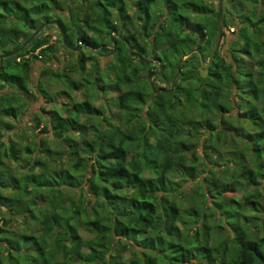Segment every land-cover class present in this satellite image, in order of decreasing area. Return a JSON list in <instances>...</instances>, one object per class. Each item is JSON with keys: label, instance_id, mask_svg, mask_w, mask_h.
Wrapping results in <instances>:
<instances>
[{"label": "trees", "instance_id": "trees-1", "mask_svg": "<svg viewBox=\"0 0 264 264\" xmlns=\"http://www.w3.org/2000/svg\"><path fill=\"white\" fill-rule=\"evenodd\" d=\"M73 1L77 6L68 13L60 0H0V57L52 19L68 44L79 43L74 51L58 39L75 60L54 70L47 63L58 49L45 32L55 25H46L3 59L0 117L10 120L0 118V208L8 201L24 224L32 219L39 226L35 233L8 228L17 214L6 209L9 219L0 215V264H264V0H248L255 6L249 15L229 0L236 17L226 19L223 10L222 36L230 23L237 37L228 55L215 51L205 68L199 54L207 63L218 18L217 9L211 21L205 0ZM88 30L105 32L114 50ZM83 48L110 59L104 66L94 60L86 71L92 55ZM193 50L174 89L156 86L154 77V92L148 77L160 66L156 77L171 82L180 57ZM36 61L45 64L41 77L64 85L55 92L61 104L41 81L38 96L30 91ZM70 72L83 76L73 79ZM76 91L84 98L74 99ZM109 91L115 93L114 111L106 114L94 100ZM40 97L45 105L31 121L41 135L34 147H20L28 136L13 121ZM3 130L15 138L3 140ZM202 137L203 156L196 149ZM220 146L231 149V164L221 175L210 158L222 153ZM22 150L28 164L9 174L2 158L18 162ZM204 157L213 164L207 168L211 178L198 179L200 164L208 166ZM196 179L186 193L183 184ZM238 191L244 193L236 196ZM81 227L93 236L84 240ZM131 245L141 250L124 258Z\"/></svg>", "mask_w": 264, "mask_h": 264}, {"label": "rangeland", "instance_id": "rangeland-1", "mask_svg": "<svg viewBox=\"0 0 264 264\" xmlns=\"http://www.w3.org/2000/svg\"><path fill=\"white\" fill-rule=\"evenodd\" d=\"M60 1H61L62 5L66 7L67 11H68V9H73V8L75 9V6H77L76 2H74L73 0H60ZM238 1H240V0H233V2L236 4V7L242 9V11H243L242 13L244 15L245 14L246 15L251 14L253 12V10L255 9V6L248 0L244 1L243 5H241V6L237 4ZM205 2L207 4H209L210 7L213 9V12L210 14V18H211V21H213V23H214V21L216 20L215 12H217V9H218V0H205ZM83 5H85V2H83ZM232 5H233V3L229 2V0H223L222 1V13H223V10L225 12H228V14L226 13V19L228 18V16L236 17V13H234L232 11V9H233ZM86 7L87 6H83L82 12L80 13V17H83V11L86 10ZM187 8L189 10L191 9V7H187ZM159 12H160V10H159ZM68 13H69V11H68ZM128 13H130L132 15L133 11L128 8ZM189 13L193 14L191 12V10ZM163 17L164 16L159 17L160 20H162ZM111 19H113V16L111 17ZM74 21H75V26L77 27L78 20L76 19ZM233 23L236 24L235 21ZM79 24L82 25L83 22L81 21ZM67 27H68L69 31L75 33L74 31L76 28L71 25V22H69V19H68ZM235 27H236L235 25H233V24L231 25L230 23H228V26H223V30L226 32V35L224 37L223 36L221 37L220 43H219L217 49L215 50V51H218L221 55H228L227 47L229 45V42H231L232 40H234L237 37V34L233 32ZM131 30H136V27L132 26ZM45 33H47L51 37V42L54 43L58 49V51L56 52V56L53 59H51V61L48 62L47 65L49 67L53 68L54 70H56L58 68L65 66L66 63L72 64L75 59L68 50L62 48V46L58 40L60 38V36H59L57 28L54 26L51 29L46 30ZM89 33L92 35H95L105 45H108L109 48L113 47L112 44L108 40V35L105 32L96 34V33L89 31ZM114 35H115V33L112 34V37ZM137 37H139V34H137ZM141 41H143V40L141 39ZM213 42L215 43V39ZM83 49H84L83 51L86 55H92V60L88 61L86 63V66H85L86 71L87 70L91 71L93 69L92 62H94V60L98 61L100 65L104 66L107 63V61L110 59L107 56L101 55L96 50H91V49H87V48H83ZM160 49L162 50L163 47H161ZM152 60L157 61L155 59H152ZM152 63H154V62H152ZM44 65L45 64L42 61H36L34 63L33 71L31 73L32 81H31V83H29V89H30V91H32L33 93H35L38 96L39 92L36 89V85H37L38 81H41L42 83H44L43 87L46 88L48 91L52 92L54 94V97L57 98L55 100L56 101L55 103L61 104L62 101H64V100L62 97H56L55 92L64 88V85L62 84V82H59L53 78H49L47 76L41 77L39 74H40V71L42 70V67ZM136 65H139L138 62ZM138 69L140 70L139 74L143 78H145L147 76L146 69L142 68L141 66L138 67ZM69 75L73 79H79L80 77L83 76V75L78 74L76 72H70ZM156 75L157 74L151 75L150 77H148V81L150 82V79H151L153 86H154V82H155L156 86H158V87H166V88L171 87L172 81L170 82L169 79H166L165 78L166 76L163 75L161 77H156ZM154 77H155V80L153 82ZM177 79H178V76L176 78L175 85L177 83ZM6 89L8 90L9 88L7 87ZM71 95L76 100H81L82 98H84V95L80 91L72 92ZM114 101H115V93L109 91L108 93H106L104 98L97 100V101L94 100V104L95 105L101 104L102 107L104 108L106 114H107V113H112L114 111V110H111V108H109L111 103H113ZM44 105H45V100L42 97H40L36 100H33L31 102V104L29 106H27V108L26 107L23 108V110H22L23 113L21 114L19 121H17V120L13 121L14 125L16 126V129L18 127L22 128L23 132L28 136V138H26V139L24 138L22 141H20V147H23L27 144L30 145L31 147H34L35 141H37L39 136L41 135V134H39L40 132H37L38 129L33 128V126H32L33 122L31 121V118L34 117L36 114H39L41 112V110H40L41 107ZM241 108L244 109L243 107H241ZM228 113L229 114H235L236 109H233ZM115 115H116V113H115ZM0 118H2V117H0ZM2 119H4V121L10 120L9 117H4ZM42 121L44 122V119ZM214 121L217 122L218 120L215 119ZM93 122H96L98 124L100 123L99 119H95V118L93 119ZM3 133L5 134V136L2 137L3 140H6V139L10 138L11 136L13 137V135H12L13 133H10V135H8L7 131H5V130H3ZM13 138H15V137H13ZM203 139L204 138L202 137L200 143L196 147L198 154H200L202 156H203V146H202ZM52 144L56 146L58 144V142L56 140H54V141H52ZM220 148L222 149V153L218 152V153H214L212 155L210 154L211 155L210 158H211L212 163H215L214 164L215 165L214 173L215 174L218 173L221 175V173H222L221 170L223 168V165H225V164L230 165L231 164V162L229 161V159L231 158V154H230L231 149H229V147H227V146L226 147L220 146ZM221 154H222V156L220 157V159H218V157ZM19 159L20 160L18 162H14L9 157L8 158L3 157L2 158V165L5 167V169L7 170V172L9 174L20 173L21 172L20 166H22V165L26 166L28 164V154H26V152L22 150ZM204 162L208 163L209 157L208 158L204 157ZM211 165H213V164L208 163V166H205L204 164H200V167H199L200 177L198 179H203L204 177L211 178V175H210L209 171L207 170V168L210 167ZM145 174L147 175V173H145ZM196 181H197V179L196 180H190V181L186 182L185 184H183L182 189L185 190V192L189 194L191 191H189L188 187L192 186ZM261 184L263 185L264 182H262ZM261 189H263V187L260 186V190ZM78 192L79 191L77 190V193ZM243 193L244 192L238 191L235 194H236V196H241ZM232 194L233 193H228L229 196H231ZM87 199H88V197L87 198L84 197V201H86ZM179 199L181 200V202H180L181 207L185 208L186 202H187V197L181 195V197H179ZM6 203H7L6 208H0L1 217L5 218L6 220L9 219L8 218L9 212H7V210H11L13 213L15 211V213L17 214L16 218L14 217L12 220H8V224H9L8 228L11 227V229H13L17 232H19V231L25 232L26 231V233H29L32 231H34V233H35L38 230V226H39L38 222L36 224H34L35 220L31 219L28 221L27 224H24L21 221V218H19L20 217L19 213H17L16 209L14 210V208L12 207L13 204L8 202V201H6ZM43 204H45V203L42 202L41 205H43ZM180 227H181V225H180ZM78 232L84 240L89 239L90 237L93 236L92 233H89L88 231H86L82 227L78 229ZM260 234L262 235V234H264V232H261ZM139 250H141V248L137 247L136 245H131V246H129V249L122 254V256L124 258H128L131 255H133V253H136V251L138 252ZM82 251H83V253H88L89 249L83 248ZM58 257H60V256H58ZM72 264H86V263L79 261V260H76Z\"/></svg>", "mask_w": 264, "mask_h": 264}, {"label": "water", "instance_id": "water-1", "mask_svg": "<svg viewBox=\"0 0 264 264\" xmlns=\"http://www.w3.org/2000/svg\"><path fill=\"white\" fill-rule=\"evenodd\" d=\"M221 22H222V0H218V18H217V35H216V39H215V43L213 44L210 52H209V55H208V61L207 63H204L203 62V59L201 58V55L199 54V61H200V64H201V67L202 68H205L207 67L209 64H210V61H211V58L215 52V50L217 49L219 43H220V40H221V36H222V25H221ZM55 25V27L57 28L58 30V33L60 35V38L62 40V44L65 45L66 47H68L69 49L71 50H78L79 48V43H76L74 46L70 45L67 43L66 41V35H65V32L64 30L62 29L60 23L58 20L56 19H52V20H49V21H45L43 22L41 25H39L33 32L32 34L19 46L17 47L16 49L8 52L7 54H3L1 57H0V68L2 66V62H3V59L6 58V57H9V56H12L18 52H20L24 47H26L28 45V43L30 42L31 39H33L36 35H38V33L46 26V25ZM111 33H116L115 31H111ZM110 33V39H112V34ZM115 45V44H113ZM129 49L130 46H129ZM113 50H114V47H113ZM193 52H196L195 50L193 51H188L186 52L184 55H182L177 63V68H176V73L174 75V77L172 78V85L170 87L169 90H173L174 89V86H175V82H176V78L177 76L179 75V72H180V66H181V63L182 61L187 58L191 53ZM151 62H155L154 60H152ZM160 71V66H159V69H158V72ZM157 72V73H158ZM157 73H154L153 75L157 74ZM150 86L151 88L153 89L154 92H156L154 86H153V83L151 82V79H150Z\"/></svg>", "mask_w": 264, "mask_h": 264}, {"label": "flooded vegetation", "instance_id": "flooded-vegetation-1", "mask_svg": "<svg viewBox=\"0 0 264 264\" xmlns=\"http://www.w3.org/2000/svg\"><path fill=\"white\" fill-rule=\"evenodd\" d=\"M223 1V0H222ZM222 25V24H221ZM222 37V36H221Z\"/></svg>", "mask_w": 264, "mask_h": 264}]
</instances>
